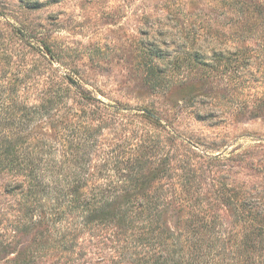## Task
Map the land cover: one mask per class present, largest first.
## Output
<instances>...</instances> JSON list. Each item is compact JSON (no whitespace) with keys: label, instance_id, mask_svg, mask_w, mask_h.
<instances>
[{"label":"rangeland","instance_id":"obj_1","mask_svg":"<svg viewBox=\"0 0 264 264\" xmlns=\"http://www.w3.org/2000/svg\"><path fill=\"white\" fill-rule=\"evenodd\" d=\"M239 1L0 0V124L20 121L4 137L43 153L58 192L35 201L24 165L0 170V264H151L120 257L140 231L55 215L72 187L135 188L105 198L168 206L167 235L202 209L230 263L264 237V0H242L260 12L246 40L230 28Z\"/></svg>","mask_w":264,"mask_h":264},{"label":"trees","instance_id":"obj_2","mask_svg":"<svg viewBox=\"0 0 264 264\" xmlns=\"http://www.w3.org/2000/svg\"><path fill=\"white\" fill-rule=\"evenodd\" d=\"M238 5V17L230 28L236 27L232 31L240 33L235 38L241 40L250 39L251 35H254L252 28L260 27L261 25L257 21L260 12L255 10V6L245 5L242 0L238 2ZM249 8H252V14L256 16L251 24L247 22L244 16H241L242 10ZM230 30L218 29V39H228L227 34ZM246 33L247 36H244ZM28 111L27 107L20 109V117L24 116L27 119L26 114ZM21 120L23 121L24 119ZM3 122L5 127L1 125L2 123L0 124V134L2 135L0 137V170L7 169L11 171L22 168L24 165L25 171H27L26 177L29 179L31 188L29 193L34 197L35 201L39 198V192L44 193L43 195H57L58 192L54 187L44 183L45 159L43 153L33 156L22 154L20 153L22 151L15 147L19 142L7 138L8 136L5 133L10 131L7 129L20 127V121L14 123L4 120ZM4 135L7 137H4ZM135 169L137 167H132V170ZM125 187L126 185H124ZM91 191L90 195L88 194L89 196H80L78 187H72L64 195L69 198L70 196L73 197V200H69L70 203L64 206L63 210H59L54 214L62 219L64 214L74 213L75 217L82 221L79 225L83 228L86 225L91 226L95 223L98 226L111 224L117 229L127 228L140 231L136 239L132 238L131 240L130 238L125 245L120 247L122 250L120 257L125 258L127 255L130 257L135 249L139 248L143 251L146 250L144 256L147 255V258L151 257L149 259L152 260L151 264H234L229 262L227 257L229 253L223 249L224 241L221 240L219 242L218 232L212 231V226L217 218L213 219V217H210L211 220L209 219L210 221H208L206 211L202 209L193 211V219L190 222L188 221V227L191 230L188 235H167L161 230V226L164 225L162 217L168 206L150 201L135 204L127 200L126 202L118 203L105 198L106 193L109 192H114L113 194H108L114 199L118 198L116 194L122 191L126 192L124 196L127 198L140 194L135 188H129V186L126 189H121L120 186H108V188L101 191L96 188ZM134 191L136 192L133 194ZM76 197L89 201L81 204L79 198ZM26 209L29 212L35 211L33 206L26 207ZM65 209L67 210L66 213ZM199 229L202 231H199ZM204 229L206 230L205 234ZM69 230L76 231L73 227H70ZM183 240L184 243L182 244ZM218 242L222 243V245L219 246ZM260 247L264 248V237L262 234L257 235V238L252 240L247 237L241 238L238 246H236L237 257H239L235 264H264V257L253 255L260 251ZM220 255L222 258L218 259Z\"/></svg>","mask_w":264,"mask_h":264}]
</instances>
